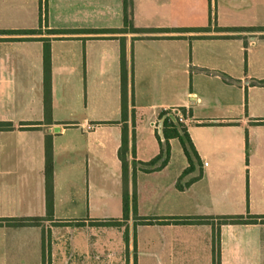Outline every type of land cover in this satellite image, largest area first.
Wrapping results in <instances>:
<instances>
[{"label": "crops", "instance_id": "0c3cea01", "mask_svg": "<svg viewBox=\"0 0 264 264\" xmlns=\"http://www.w3.org/2000/svg\"><path fill=\"white\" fill-rule=\"evenodd\" d=\"M132 4L140 30H123L124 0H0V122L14 126L0 130V264H214L217 229L221 264H264V0ZM48 43L51 122L44 107ZM168 117L186 128L202 171L197 164L183 176L186 155L171 171L178 138L169 139L165 167L144 170L161 151ZM144 121L154 138L149 158L139 149ZM124 126L128 219L119 156ZM47 135L53 218L13 226L11 219L47 217ZM147 200L153 215L143 212ZM222 216L259 221L219 226Z\"/></svg>", "mask_w": 264, "mask_h": 264}, {"label": "trees", "instance_id": "16d2710c", "mask_svg": "<svg viewBox=\"0 0 264 264\" xmlns=\"http://www.w3.org/2000/svg\"><path fill=\"white\" fill-rule=\"evenodd\" d=\"M132 0H124V11H125V27L123 30L132 29L140 30L133 27L132 23ZM200 31L199 28H183V30ZM50 34H62L67 33L64 30H51ZM49 41V40H48ZM121 82H122V120L126 121L129 116V73L125 62V50L121 47ZM133 75V74H132ZM133 80V76H132ZM260 83H264L261 81ZM44 107L46 119L52 121V110H53V95H52V72H51V51L50 45L47 44L44 55ZM183 111V109H182ZM167 112H163L166 114ZM134 114V110H133ZM31 125L33 123H25ZM164 129V141L161 140V151L151 161L143 163L145 171L160 170L165 167L171 158V146L169 143L170 138H178L182 144L185 155L188 158L189 166L184 171L183 176L190 174L196 170L197 164L200 166L202 171L201 158L188 134L186 128L178 121L175 123L172 118L168 117L165 120ZM168 126H172V129L168 130ZM14 126L9 122H0V130H11ZM134 138V136H133ZM160 138V137H159ZM161 139V138H160ZM46 149V162H45V176H46V196H47V217L46 218H35V217H24L11 219V225L16 227L21 226H35L39 225L42 220H50L53 218L54 213V155H53V137L51 135L46 136L45 140ZM133 147V152H134ZM129 153V133L127 126L123 127L122 134V145L119 151V156L122 161L123 168V183H124V219H128L130 203L128 193V180H129V161L127 155ZM135 161V160H134ZM159 164V165H158ZM197 178L191 180L195 181ZM178 187L183 189L184 186L178 183ZM196 222H207L208 218H197ZM258 216H222L218 218V225L221 224H253L258 223ZM150 223V221H149ZM43 252L45 254V248L43 246ZM214 264H221V250H220V233L219 230L215 232V260Z\"/></svg>", "mask_w": 264, "mask_h": 264}, {"label": "rangeland", "instance_id": "374dc122", "mask_svg": "<svg viewBox=\"0 0 264 264\" xmlns=\"http://www.w3.org/2000/svg\"><path fill=\"white\" fill-rule=\"evenodd\" d=\"M146 115L149 114L148 111L145 112ZM146 119V117H145ZM144 119V120H145ZM151 127L150 125L144 121L142 123V130L141 133L143 134V137H141V141L139 142V149L145 157H152L153 155V143H154V138L151 135ZM185 154L183 151L182 144L179 140H175L173 142V150H172V162L173 165L171 167V171L174 173L177 171V169L183 164V161L185 160ZM114 208H116L114 206ZM131 208L133 209V205L131 203ZM118 210V211H117ZM143 212L148 214V215H153L155 213V207L153 206L152 202L150 200H147L145 202V205L143 206ZM119 213L120 212V207L118 204L117 209L114 210V213ZM98 214H100L98 212ZM104 215V214H103Z\"/></svg>", "mask_w": 264, "mask_h": 264}, {"label": "water", "instance_id": "95a60500", "mask_svg": "<svg viewBox=\"0 0 264 264\" xmlns=\"http://www.w3.org/2000/svg\"><path fill=\"white\" fill-rule=\"evenodd\" d=\"M164 121V120H163ZM163 121L161 122L160 124V130H159V133L160 135L163 137ZM55 131H57V129H55Z\"/></svg>", "mask_w": 264, "mask_h": 264}]
</instances>
